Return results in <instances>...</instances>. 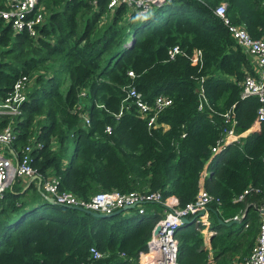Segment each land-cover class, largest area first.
<instances>
[{
	"label": "trees",
	"instance_id": "16d2710c",
	"mask_svg": "<svg viewBox=\"0 0 264 264\" xmlns=\"http://www.w3.org/2000/svg\"><path fill=\"white\" fill-rule=\"evenodd\" d=\"M38 1L45 13L37 36L0 26V57H12L0 59V97L18 75L49 57L59 61L68 83L60 89L56 74L36 75L14 125L13 147L33 134L31 164L38 177L54 175L60 189L84 199L98 190H158L183 205L202 184L219 201L207 206L214 233L207 247L197 223H180L174 232L177 264H206L209 250L218 264L241 260L253 244L257 209L264 203V118L256 119L255 95L240 96L245 71L252 73L250 57L212 8L225 2L228 20L257 37L264 28V0H165L142 15L123 2L110 11L107 0ZM173 44L183 53L168 58ZM195 47L202 54L199 65L188 58ZM128 82L148 102L159 93L171 98L156 116L165 126L148 128L132 105L120 109ZM199 84L206 99L200 108ZM80 90L88 123L73 108ZM231 105L235 133L253 121L259 127L210 157L223 127L221 114ZM39 113L43 120L31 133ZM25 184L16 178L0 197V264H139L163 215L156 201H146L141 213L92 215L47 201L34 180ZM247 186L258 191L233 200ZM233 215L239 216L236 222L219 221ZM90 245L103 255L92 258Z\"/></svg>",
	"mask_w": 264,
	"mask_h": 264
},
{
	"label": "built area",
	"instance_id": "2783aa9c",
	"mask_svg": "<svg viewBox=\"0 0 264 264\" xmlns=\"http://www.w3.org/2000/svg\"><path fill=\"white\" fill-rule=\"evenodd\" d=\"M165 0H107L106 7L112 10L116 5L123 2L131 7L137 15L144 14L153 5H159ZM0 26H9L14 33L25 32L30 37L38 34V27L42 23L44 12L42 4L38 0H0ZM212 11L218 15L225 24L235 42L249 55L252 60V73L247 71L241 80V97L252 94L257 97L259 104L255 109L256 119L264 118V28L257 37L249 35L242 24H234L228 20L225 14V2L217 3ZM167 57L173 58L176 54L183 53L182 49L173 44L166 50ZM189 61L200 64L202 60L201 50L197 47L192 49L188 55ZM127 75L133 76L131 69L126 70ZM31 85L28 74L18 75L3 97H0V121L7 117L6 122L0 126V197L4 190L10 186L16 178L30 177L37 174L36 169L31 164V148L33 142L31 138L14 148L12 141L15 136V122L22 115V105L27 99V90ZM124 96L122 98V107L132 105L134 111L140 116L146 118L148 128L157 125L165 126L156 121V116L160 110L169 105L171 98L165 94L159 93L153 97L152 101L142 98L141 93L135 89L131 82L124 84ZM199 103L198 108L206 103L201 84L198 86ZM81 94L83 91L80 92ZM128 100V102H126ZM121 109V108H120ZM121 111V110H120ZM120 111L118 113H120ZM223 127L215 143L210 146V151L215 152L220 143L230 138L234 140L236 133L234 127L236 119L234 117L233 106L231 105L222 114ZM84 123H88L87 115L82 114ZM108 130V125L105 126ZM39 143H37L38 145ZM222 146V145H221ZM264 161V157L262 158ZM203 174V173H202ZM201 174V177H202ZM40 184L45 196L51 197L54 202L68 205H80L97 212H111L124 204L133 203L138 206V212H142L140 203L146 201H156L163 205V215L156 220L151 228L150 235L145 243L144 259L139 264H177V240L175 237L176 227L182 223V217L191 215L199 218L203 225L208 224L207 210L208 203L217 198L204 189L200 184L193 198L183 205H179L177 198L172 195L161 197L158 190H129L120 192L116 189L98 190L84 199L75 195L68 189H60L57 183V177L49 175L40 179ZM250 190L258 191V188L247 186L241 193L237 194L234 200H242ZM201 211L200 214L198 212ZM260 217L258 220L257 232L252 246L246 255L241 259L242 264H264V203L258 207ZM231 218H238L233 215ZM160 225V229L153 233L155 224ZM203 228V229H202ZM204 238L210 234L212 229L202 226ZM88 253L92 258H98L103 255L94 245L88 247ZM214 264V263H210ZM222 264H238V260H231Z\"/></svg>",
	"mask_w": 264,
	"mask_h": 264
},
{
	"label": "crops",
	"instance_id": "0c3cea01",
	"mask_svg": "<svg viewBox=\"0 0 264 264\" xmlns=\"http://www.w3.org/2000/svg\"><path fill=\"white\" fill-rule=\"evenodd\" d=\"M93 2H94V0H93ZM243 25V24H242ZM12 34H15L14 32H12ZM250 60H251V58H250ZM55 61V60H54ZM59 62V61H58ZM251 71H252V60H251ZM52 64H53V62H52ZM61 67V66H60ZM61 69H62V67H61ZM58 71V69H54L53 70V73L54 74H56L61 80H62V85H60V89H64L65 87H66V85H67V83H68V81H67V78H68V76H67V74L65 73V71L62 69V71L64 72V74L63 75H61L59 72H57ZM245 72H247V71H245ZM253 72V71H252ZM29 89V88H28ZM81 91H83V90H80L79 91V97H78V101L77 102H75V104H74V106H73V108H74V110H77V112H78V114L81 116L82 114H85V115H87V111L83 108V102H84V91H83V93L81 94L80 92ZM123 107L121 106V109H122ZM82 118V117H81ZM82 121L84 122V120H83V118H82ZM158 123H163V124H165L164 122H158ZM158 126V125H157ZM258 127H259V123L257 122V121H253L252 123H251V125L248 127V128H246L244 131H242V132H240V133H236V138H237V136L238 135H245L247 132H249V131H252V130H257L258 129ZM33 135V134H32ZM30 136V138L31 139H33V136ZM220 135V134H219ZM235 138V139H236ZM225 140V139H224ZM223 140V141H224ZM221 142L220 143V147L215 151V152H211V154H210V157L212 156V155H214L215 153H217V152H219L220 150H222L229 142H231V140H230V138H228V140H226L225 142ZM55 145V143L54 142H52V146H54ZM222 145V146H221ZM209 157V158H210ZM209 158H208V160H209ZM65 161V160H64ZM206 164H207V162H206ZM206 164L204 165V168L201 170V172L203 173L202 174V178H203V176H205L206 174H207V170H206ZM29 178L30 177H24V178H21V179H19V180H21V181H24L26 184L24 185V186H26L27 185V183L29 182L28 180H29ZM40 178V177H39ZM18 179V178H17ZM32 180H34V184L37 186L38 185V182H39V187H41V184H40V180H38L37 178H34V179H32ZM14 181V180H13ZM12 181V182H13ZM24 182H22V183H24ZM20 184H21V182H20ZM41 189H42V187H41ZM173 195V194H172ZM234 200V199H233ZM144 203L145 202H143V203H140V205L139 206H141V208H142V211H143V209H144ZM262 204V203H261ZM260 204V205H261ZM259 205V206H260ZM137 208H138V206H133L132 208H127L128 209V211L126 212V213H124L125 215H129V214H133V213H135V210L138 212V210H137ZM258 210V209H257ZM121 212H123V210L121 211ZM138 213H141V212H138ZM258 213H259V211H258ZM260 215L261 214H258V220H259V217H260ZM240 216H241V214H240ZM207 217H208V210H207ZM187 218H191V220L190 221H193V222H195V223H197L198 225H199V230L201 231V228H202V226H204V227H207L208 229L210 228L209 227V218H208V224L207 225H203V224H201L200 223V221H199V218L198 217H196V216H194L193 217V215H191V216H189V217H187ZM230 219H232V218H230ZM239 219V216H238V218L236 219V220H238ZM224 221H226V220H224ZM257 227H258V223H257ZM203 229V228H202ZM257 232V231H256ZM201 233H202V235H203V232L201 231ZM212 233H214V231H212L210 234H212ZM210 234H208L207 235V237L206 238H204V236H203V241H204V243H205V245L207 246V247H209L208 245H209V242H208V238H209V235ZM255 238V237H254ZM253 241H254V239H253ZM246 255V254H245ZM243 258V257H242ZM210 263H214V264H218L215 260H214V258H213V256H212V253H211V251L209 250L208 251V253H207V262H206V264H210ZM224 263H226V262H224ZM222 264V263H221ZM238 264H242V262H241V260H239L238 261Z\"/></svg>",
	"mask_w": 264,
	"mask_h": 264
},
{
	"label": "rangeland",
	"instance_id": "374dc122",
	"mask_svg": "<svg viewBox=\"0 0 264 264\" xmlns=\"http://www.w3.org/2000/svg\"><path fill=\"white\" fill-rule=\"evenodd\" d=\"M111 11V10H110ZM45 13V12H44ZM103 18V17H102ZM104 19V18H103ZM3 47L0 46V49H2ZM25 48V47H24ZM24 54H26V51H24ZM34 55H39V53H34ZM42 55V54H40ZM11 54L10 53H5L3 54L0 59H10L11 60ZM53 62V64H52ZM43 64V65H42ZM41 67H38L36 69H32L28 72V76L30 77V81H31V84L34 83V80H35V77L38 73H43L44 74H52L53 73V70L54 69H58L57 72H59L61 75L64 74V72L62 71L60 65H59V62L58 60L54 61L51 57L47 58V59H44L41 63ZM51 66V67H50ZM43 120V113H39V114H36L33 119H32V127H31V133L34 132V129L35 127H38L39 126V122ZM37 131V130H36ZM51 174H48L46 176H49ZM45 176V177H46ZM21 178H18L17 180H19ZM20 182H24V181H21ZM25 183V182H24ZM128 211V209H125L123 210L122 214L123 213H126ZM259 214V213H258ZM257 222H258V215H257Z\"/></svg>",
	"mask_w": 264,
	"mask_h": 264
},
{
	"label": "water",
	"instance_id": "95a60500",
	"mask_svg": "<svg viewBox=\"0 0 264 264\" xmlns=\"http://www.w3.org/2000/svg\"><path fill=\"white\" fill-rule=\"evenodd\" d=\"M34 178H37V179L39 180V177H38L37 174H32V175L30 176V178H29L28 181H30V180H32V179H34ZM38 187H39V182H38L37 188H38ZM46 200L49 201V202H54L53 199H52L51 197H48V196H46ZM67 205H68V204H67ZM70 206H71V207H74V208H76V209H78V210H81V211H84V212L91 213L92 215H97V216H111V215H114V214H116V213H118V212H121L122 210H125V209H127V208H132V207L134 206V204H133V203H131V204H124V205H122L121 207H118V208H116L115 210H113V211H111V212H97V211L91 210V209H89V208H85V207H83V206H80V205H70ZM200 213H201V211L198 212V214H200ZM193 217H194V216H193ZM181 220H182V222L184 223V222H188V221H190L191 218L182 217ZM219 221H220V222H223V223H225V224H230V223H232V222H236L237 220H236L235 218H232V219H229V220H226V221H224V220H222V219H219ZM159 229H160V225H159L158 223H156L152 232H153V233H156Z\"/></svg>",
	"mask_w": 264,
	"mask_h": 264
}]
</instances>
